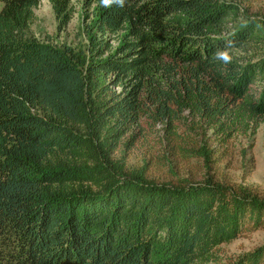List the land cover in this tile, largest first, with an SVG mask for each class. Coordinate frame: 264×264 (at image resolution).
<instances>
[{
    "label": "trees",
    "instance_id": "1",
    "mask_svg": "<svg viewBox=\"0 0 264 264\" xmlns=\"http://www.w3.org/2000/svg\"><path fill=\"white\" fill-rule=\"evenodd\" d=\"M50 1L70 21L73 0ZM0 2V264H210L264 230V194L214 173L264 121V12L115 0L77 48L29 37L40 0ZM158 126L202 176L128 165ZM227 264H264V244Z\"/></svg>",
    "mask_w": 264,
    "mask_h": 264
},
{
    "label": "rangeland",
    "instance_id": "2",
    "mask_svg": "<svg viewBox=\"0 0 264 264\" xmlns=\"http://www.w3.org/2000/svg\"><path fill=\"white\" fill-rule=\"evenodd\" d=\"M251 12H264V0H234ZM100 0H73L71 19L57 18L50 0H40L28 35L55 46L85 48L89 44L88 29L92 24ZM2 3L0 2V10ZM116 47L118 42L110 40ZM147 137L139 141L130 152L131 168L147 166L148 176L160 182L174 178H199L204 174L202 159L191 153L174 155L158 126L147 130ZM203 145V143H200ZM223 162L215 166L214 173L232 184L248 185L264 194V121L255 136L239 135L230 141ZM175 176V177H173ZM264 244V230L245 232L237 240L222 245L216 252L220 260L210 264H227L229 258L250 252Z\"/></svg>",
    "mask_w": 264,
    "mask_h": 264
},
{
    "label": "clouds",
    "instance_id": "3",
    "mask_svg": "<svg viewBox=\"0 0 264 264\" xmlns=\"http://www.w3.org/2000/svg\"><path fill=\"white\" fill-rule=\"evenodd\" d=\"M115 0H101V3L105 6H110ZM124 0H119V3L123 5ZM214 57L220 60L224 65H229L233 61V56L229 53V51H219L214 54Z\"/></svg>",
    "mask_w": 264,
    "mask_h": 264
}]
</instances>
